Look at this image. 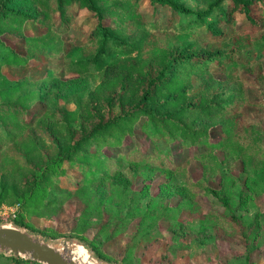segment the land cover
Instances as JSON below:
<instances>
[{
	"label": "trees",
	"instance_id": "1",
	"mask_svg": "<svg viewBox=\"0 0 264 264\" xmlns=\"http://www.w3.org/2000/svg\"><path fill=\"white\" fill-rule=\"evenodd\" d=\"M195 1L0 0V204L19 205L14 225L78 202L74 237L100 259L126 237V264L155 241L160 220L181 235L182 211L198 210L205 197L198 222L213 245L241 239L243 252L224 264H256L253 253L264 250V0ZM173 17L202 27L201 44L164 38L162 23ZM25 23L40 32L24 33ZM31 61L33 75L4 72ZM212 62L222 79L212 77ZM134 130L150 148L126 143ZM176 149L185 156L174 157ZM0 264L41 263L0 254Z\"/></svg>",
	"mask_w": 264,
	"mask_h": 264
},
{
	"label": "rangeland",
	"instance_id": "2",
	"mask_svg": "<svg viewBox=\"0 0 264 264\" xmlns=\"http://www.w3.org/2000/svg\"><path fill=\"white\" fill-rule=\"evenodd\" d=\"M188 2H190V5H192L193 8H197V3L195 0H188ZM145 5L146 7H148V3H145ZM142 9H144V7H142ZM86 18L87 12L81 11L79 13V20L82 22L83 20H86ZM184 19L185 18H182L178 23L177 18L173 17V19L169 20L167 24L166 21L163 22L162 31L159 33L163 35H165V33H169L164 38L169 40L171 39L172 42L177 40V38H180L181 41L184 38H187L188 40H199L201 44V31H203V28H200L199 26H189L184 28L182 26L184 25ZM86 24L89 25L90 23L87 21ZM22 31H24V33L26 34L33 35H36L40 32L36 30L34 25H32L31 23H25L22 26ZM184 34H187V36L182 37V35ZM5 41L8 44L13 45L15 49L22 51L21 41H16V39L12 38H5ZM258 58L263 60L264 55L260 54L258 55ZM215 63L216 62L210 63L209 70L212 71L211 75L216 79H222L223 77L221 74L213 72ZM38 68L39 66L36 63H33V61H31L27 66L15 71H10L3 67L5 74L9 78L21 75L23 73H29L30 75H33ZM189 78L191 80L190 83H192L194 89L197 88L199 79L194 74H191ZM89 79L91 81L94 80L91 76L89 77ZM95 81H97V79ZM69 107L70 109H72L73 106L69 105ZM219 136L220 134L216 130L210 133V138L212 140L218 139ZM126 143L128 145L137 143L141 146V149L143 151L150 148L151 146L148 141L144 140L141 134H138L137 130H134V135L128 138ZM173 147L175 149V146ZM191 151L193 152L192 149ZM191 151H188V154L186 155L190 156ZM172 152L174 157L179 159L185 156L180 149H176ZM219 157L221 158L220 155ZM224 165H226V163ZM189 167L192 177L194 179H197L200 174L198 165L192 161ZM241 170V166L235 165L234 174L239 173ZM161 179V176H157L154 184L147 189V194L154 195L157 193L158 189H155V183L161 182ZM139 185L140 183H137V186ZM173 190L168 189L166 193L171 195V198L168 199L170 201L172 200V202L174 203L179 199V197L177 198V196L173 194ZM197 202L199 203L198 210L195 209L191 212L182 211L181 213L180 220L183 223V228L181 229L180 233L181 235L175 236L173 238L175 234H178L177 230L173 231L174 228L169 227L168 223L165 220H160L158 222V226L153 228L150 235V238L155 239V241L151 244L146 245L142 243L136 249L135 259L126 264H136V258L140 259V262H137V264H224L233 256L241 254L243 252L241 249V239H238L236 244L228 245L227 243L219 242L217 247L213 245V242L210 238V231L206 230L205 228L200 229L198 222V218L201 219V216L205 213L206 208L209 207V200H207L205 197H198ZM257 204L259 205L258 207L261 210H264V196H260L257 199ZM18 207L19 205L8 206L7 204L5 205V203L0 204V226L3 225L6 227L14 225L12 219L15 218L16 210L18 209ZM79 209L80 203L67 202L65 206H63L62 213L59 214L58 217L51 216L50 218H40L31 216L30 218L25 220L26 227L22 228L26 229L27 231L32 230L33 236L35 235L39 239L52 244L60 250V253H64L72 259H75L73 252L82 250L87 255L90 251L92 256L95 257V260L101 261L104 264H123L121 263L123 262L121 259L125 252L124 243L126 241V237L120 236L117 240L115 239L104 246V249H102V251L100 252L104 254V257H106V259H100L95 252L88 248V245H86L84 241L74 237L75 234L72 233L70 224L72 217L79 211ZM134 232L135 226L130 225L126 231V236H131L134 234ZM85 249H87L88 251H85ZM203 251L205 252V255H201ZM0 254L5 255L6 257L12 255L8 252H1ZM22 258L29 259L28 257ZM161 259L168 260L162 261ZM252 259L256 264H261L262 262H264V250L257 254L253 253Z\"/></svg>",
	"mask_w": 264,
	"mask_h": 264
},
{
	"label": "water",
	"instance_id": "3",
	"mask_svg": "<svg viewBox=\"0 0 264 264\" xmlns=\"http://www.w3.org/2000/svg\"><path fill=\"white\" fill-rule=\"evenodd\" d=\"M10 253L14 257H28L41 264H71L66 254L60 253L49 243L39 239L26 229L11 225L0 226V253ZM75 264H78L75 262Z\"/></svg>",
	"mask_w": 264,
	"mask_h": 264
},
{
	"label": "bare ground",
	"instance_id": "4",
	"mask_svg": "<svg viewBox=\"0 0 264 264\" xmlns=\"http://www.w3.org/2000/svg\"><path fill=\"white\" fill-rule=\"evenodd\" d=\"M52 247H54L55 249H57L58 251H60L58 248H56L55 246H53L52 244H50ZM74 254V257H75V259H72V260H74L76 263H78V264H83V261H84V258L85 257H87L88 255L85 253V252H83L82 250H77V251H75V252H73ZM95 261H97V262H95ZM89 264H104L103 262H101V261H98V260H90L89 261Z\"/></svg>",
	"mask_w": 264,
	"mask_h": 264
},
{
	"label": "clouds",
	"instance_id": "5",
	"mask_svg": "<svg viewBox=\"0 0 264 264\" xmlns=\"http://www.w3.org/2000/svg\"><path fill=\"white\" fill-rule=\"evenodd\" d=\"M83 247V246H81ZM85 251H88L87 249H85ZM95 257L92 256V254L90 253V251L88 252V256L84 258L83 264H89L90 260H94ZM71 264H75V261H72Z\"/></svg>",
	"mask_w": 264,
	"mask_h": 264
}]
</instances>
